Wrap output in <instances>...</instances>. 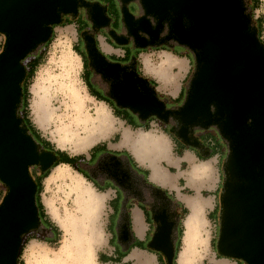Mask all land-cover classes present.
Instances as JSON below:
<instances>
[{
	"label": "clouds",
	"instance_id": "obj_1",
	"mask_svg": "<svg viewBox=\"0 0 264 264\" xmlns=\"http://www.w3.org/2000/svg\"><path fill=\"white\" fill-rule=\"evenodd\" d=\"M95 3L97 0H89V4ZM134 3L138 9L135 20L146 18L155 30L160 23L158 18L147 13L143 0H134ZM243 6L247 16V6L244 3ZM78 10L91 25L87 31L99 46L101 33H109L110 26L97 30L89 10L85 7ZM57 14L60 19L68 15L60 9H57ZM170 16L174 18L175 14L170 13ZM183 23L185 29L191 27L187 16ZM42 27L51 31L50 38L36 42L18 61L26 73L33 71L30 65L39 60L28 89V118L41 138L52 144L56 151L67 154L70 159H80L76 166L56 161L45 170L41 203L51 227L41 223L22 232L19 240L23 252L19 259L23 264H112L113 260H117L118 264H160L158 252L137 246V242L142 243L149 238L150 232L155 236L158 231L159 224L156 221L148 224L147 217L143 234L137 235L132 229V241L127 247L121 245L122 255H117V249L112 244V225L116 215L113 202L118 199L116 192L119 190L126 193L131 206L123 209L121 215L126 212L130 217L133 212L145 209L153 217L161 211L167 214L172 224L169 239L176 249L172 264H205V261L212 264V258H216L211 244L214 225L209 220L208 210L201 209L197 201L214 198L215 189L210 193L204 186L209 179L217 187L222 182L225 185L228 176L224 167L231 154V142L222 137L223 154L202 158L198 150L191 146L179 149L177 139L185 125L174 115L164 121L153 114L142 121L136 113L139 120L137 126L122 121L110 104L92 95L88 88L84 79L83 58L75 52L80 42L79 26L76 23H45ZM170 33L171 21L165 20L159 40L165 41ZM118 34L127 38L129 45L135 49V38L126 24L121 25ZM139 35L145 40L151 39L143 31ZM4 40H8V36L0 32V41ZM103 41L111 52L105 53L100 47L102 55L107 57L125 52L123 47H114L113 43H109L107 37H103ZM68 43H71L76 57L71 61L66 60L61 52V45ZM177 49L181 50L180 55H177ZM5 51L0 49V57ZM137 51L134 70L138 77L152 85L158 100L165 105V111L178 112L179 106L171 101L185 88H191L197 70L196 66L193 67L196 52L175 38ZM106 60L112 63L110 59ZM121 66L133 70L130 65ZM92 80L105 96L110 95L112 81H105L96 70L92 71ZM209 110L215 115L216 105H210ZM24 113L23 103L19 102L14 110L16 119L22 121ZM247 124L251 126L253 120L249 118ZM19 127L27 137L31 136L23 123ZM209 130L221 136L218 125L213 124ZM202 131L199 125L189 127V133L193 135ZM99 144H124L118 151L123 153L120 157L122 169L130 178L131 186L126 190L119 189L107 173L93 175L89 171L92 167L91 150ZM37 154H43L42 147H37ZM39 166L30 164L28 173ZM0 190L8 197L12 189L0 180ZM158 191L164 196H158ZM184 198L192 201L191 207ZM0 205L3 208L4 201H0ZM102 256L107 260H102ZM215 264L222 262L217 258ZM230 264L247 262L241 259Z\"/></svg>",
	"mask_w": 264,
	"mask_h": 264
},
{
	"label": "water",
	"instance_id": "obj_2",
	"mask_svg": "<svg viewBox=\"0 0 264 264\" xmlns=\"http://www.w3.org/2000/svg\"><path fill=\"white\" fill-rule=\"evenodd\" d=\"M119 2L121 21L135 38V49L175 38L196 52L193 67L197 70L191 88H185L178 112L165 111L146 81L121 66L134 68V56L128 64L109 63L96 47V39L87 34L83 41L91 66L105 81H112L110 98L117 108L131 109L128 111L136 117L139 113L142 121L153 114L164 121L170 115L181 120L185 127L178 140L187 146H198L189 133L190 126L199 125L203 130L213 124L219 126L220 139L231 142V154L225 167L224 161L221 166L228 179L225 185L221 183L219 193L215 251L227 259L264 264V44L253 26L251 9L246 0H143L147 13L160 21L153 30L146 18L135 20L138 9L135 6L134 13L129 8L134 0ZM242 2L247 6V16ZM79 7L89 10L96 29L109 25L106 8L98 1L0 0V32L8 36L3 45L5 54L0 57V180L12 189L2 200L4 207L0 205V264H18L20 234L42 223L36 204L37 185L28 166L40 164L45 172L57 161L51 153L37 154L40 144L21 131L23 121L14 115L16 105L23 101L20 84L25 72L18 61L36 42L50 38L51 31L42 25L60 23L57 9L76 16ZM185 16L191 23L188 29L183 23ZM165 20L171 21V33L160 41ZM141 31L151 39H143ZM110 35L117 45L127 43V39L120 42L121 37ZM212 104L217 107L215 115L209 110ZM249 118L253 120L251 126L247 124ZM118 164L115 160L116 167ZM118 170L107 174L121 188L129 177ZM167 231L161 219L153 244L172 264L175 249L166 238Z\"/></svg>",
	"mask_w": 264,
	"mask_h": 264
},
{
	"label": "crops",
	"instance_id": "obj_3",
	"mask_svg": "<svg viewBox=\"0 0 264 264\" xmlns=\"http://www.w3.org/2000/svg\"><path fill=\"white\" fill-rule=\"evenodd\" d=\"M97 1L101 2L105 6L104 3L109 2L110 0H97ZM75 23H77V22H75ZM102 41H103V38H102ZM102 41L99 40V48L102 47L104 49L105 53L111 52V49H109L106 45H104V43H102ZM125 49L126 48H124V50ZM111 56H115L116 58H118V57L122 58L124 55L120 54V52H117L115 55H111ZM183 91L180 92V94L178 95V97L176 99L179 100V98L182 97ZM123 121H127L128 124H130L132 126L138 125L137 122L129 121L127 118H125V120H123ZM191 137L196 139L198 142V146L192 147V148L198 150V152L202 156V158L209 157V156L216 154V153H220L221 155L223 154L224 148H223V144L221 142L220 137L217 136L215 133L211 132L210 130H203L201 133L195 134V135L191 134ZM177 145H178L179 149H183L185 146H187L185 143H183L179 140H177ZM122 147H124V146H120L119 144H111V145H107V146L104 144H99L98 150L94 151V153L91 156L92 159H91L90 163H91L92 167H90L89 169L96 170L99 173L100 172L110 173L116 169L117 170L119 169L118 171L121 170L120 172L127 174V172L123 171L122 165H121V160H120V157L123 155V153L118 151V149H120ZM109 149H113V151L110 152ZM101 157H103V158L101 159ZM115 160H117L119 162L117 167L115 165ZM76 165H77V162L75 163V166ZM86 173H85V175H86ZM129 180H130V178H128V180L126 182L121 184V187H125V190L131 186L129 183ZM204 186L207 187V190L210 193L213 192V190L215 189L214 198H209L208 200H200V201H197V203H198L200 208L208 210V212L210 213L209 220L214 221V219L216 217V212H217L218 187L215 185V183L211 179H209L207 181L206 185H204ZM108 187H112V185H109ZM119 189H121V188H119ZM122 189H124V188H122ZM196 191L199 192L200 189L197 188ZM116 195L118 196V199L113 202V208L116 210V215L113 216V225H112L113 240H112V244L114 245V247H116L118 256L122 255V251H121L120 246L123 245V246L127 247V245L132 241V234H131L132 229H135L137 235L143 234V229H144L146 217H147L148 224H153L154 221H156L159 224V222L162 219L164 222L165 228L169 231V234H170V229L172 228V224L170 223L169 218L164 211L157 213L155 215V217H153L152 214L147 211V209H145L143 212L135 211L132 213V215L130 217L127 215L126 212L123 215H121V211L123 209L129 208L131 206L128 204V201L126 199V193L118 190L116 192ZM157 195L161 196V197L164 196V194L159 192V191L157 192ZM3 196H4V192L2 190H0V201L2 200ZM184 199L189 204V207H191L192 201L189 200L188 198H184ZM42 206L44 208L43 204H42ZM126 226H127V228H126ZM153 237L154 236L150 232L149 238L142 243L137 242V246L140 248L146 247V248L155 250L156 252L159 253L160 264H168L167 259H166V255L162 251L155 249V246L153 244ZM166 238L170 242L169 236ZM102 260H107V258L102 256ZM215 260H216V258H212L213 264H215ZM219 260L222 262V264H230V262H231V260H228V259H219ZM112 264H118V261L113 260Z\"/></svg>",
	"mask_w": 264,
	"mask_h": 264
},
{
	"label": "trees",
	"instance_id": "obj_4",
	"mask_svg": "<svg viewBox=\"0 0 264 264\" xmlns=\"http://www.w3.org/2000/svg\"><path fill=\"white\" fill-rule=\"evenodd\" d=\"M250 2V9H251V15H252V18H253V26L256 28L257 32H258V37L260 39V41L264 44V39H263V36H264V13H261L257 16H255V11L259 10L260 9V0H249ZM81 25H83V22H80ZM79 24V23H78ZM81 55V54H80ZM136 57V55L134 56ZM83 58V57H82ZM112 59H127V55L120 58H116L115 56H111ZM38 61H34L30 67L33 71H30V72H26L25 75H24V79L22 81V92H23V106H24V109H25V113H24V117H23V123L25 125V128L26 130L30 131L31 132V135L35 138V140L40 144L42 143V145L44 147H46L51 153H56V154H59V156H62L60 160H58V162H65V163H68V164H72L73 166H75V163L78 162V160L80 159L79 157H77L76 159H70L69 156L65 153H62V152H58L54 149V147L48 143L47 141H43L40 137V134L39 132L33 127L30 119L28 118V104H27V97H28V87L26 86V81L29 80V78L33 75V72L35 71L36 67H37V63ZM83 63L85 65V61L83 59ZM86 66V65H85ZM86 71V69H85ZM186 93V90L183 91V94H182V97L174 101H171L172 103H179L181 104L183 98H184V95ZM94 95V94H92ZM116 115L118 117L121 118V120H125V116L124 115H121L120 113H117L115 112ZM178 140V139H177ZM99 148V145H97L96 147L92 148L91 150V156L92 154L94 153V151L98 150ZM30 175L32 177V179L34 180V182L36 183L37 185V192H36V204H37V207H38V211H39V217L41 219V222L45 225V227H51V225L49 224L48 222V218L46 217L45 213H44V208L40 202V198H39V195L41 193V183L42 181L44 180V176L46 175V171L45 172H42L40 167L39 168H34L31 172H30ZM220 190H221V187H220ZM220 193V192H219ZM5 197V194L3 196V198ZM2 198V200H3ZM218 199H219V194H218ZM1 200V201H2ZM219 203V202H218ZM219 206V205H218ZM176 250V249H175ZM22 249L20 248V251H19V255H18V264L19 263V257L22 255ZM216 258H225L221 255H219L217 253V257ZM229 260H233V261H236L234 259H229Z\"/></svg>",
	"mask_w": 264,
	"mask_h": 264
},
{
	"label": "flooded vegetation",
	"instance_id": "obj_5",
	"mask_svg": "<svg viewBox=\"0 0 264 264\" xmlns=\"http://www.w3.org/2000/svg\"><path fill=\"white\" fill-rule=\"evenodd\" d=\"M86 1L89 2V0H86ZM104 4H105V6L103 4L102 5L106 8V13L110 17V19H111L110 20V23H109V26L111 28V31L109 33H102V34H104V37H107L108 38L109 43H113V45H116L117 47L127 48L126 51L129 52V53H127V59H112L111 56H107V59H110L112 62H119L121 64H128L130 62V59H131V56H132L130 54V50H131L130 48H131V46L129 45L128 40H127V43L124 42L125 39H127V38L122 37V36H120L118 34L119 31H120V29H121V25L123 24L122 21H121V17H120V7H121L120 2H119V0H110L109 2H105ZM134 7H135V4H130L129 5L130 11L136 13ZM79 8H81V7H79ZM74 18H75L74 19L75 21H77V20L78 21L79 20H83L84 23L86 22V25L84 23H83V25H81L80 23L77 24L79 26V30H80V42H81V46H82V50L80 51V54H81V57H83V59L85 61V65H86L85 67H86L87 74H90L91 73V75H92V71L94 69L91 66V59L89 57V53H88V50H87V46H86V44L83 41L84 36L87 35V34H89L87 30L89 29V27H91V25L89 24L88 20L85 19V16H84L83 13H81L79 16H78V13H77V15L74 16ZM81 27H83V28H81ZM97 30H99V29H97ZM113 32L117 36L121 37L118 40L120 42H124L123 45H117L116 44V42L113 40V38L110 35V33H112V35H115ZM95 44H96V47L99 50L100 48L98 46L97 40H96V43ZM132 69H133L132 71H135L134 70L135 67L132 68ZM91 75H90L89 79L86 80L88 82V88L91 91V93L94 94V96H96L97 98H99L101 100H105L108 104H110L113 107V109L115 110V112L120 113L121 115H124L125 118H127L129 121H133V122H137L138 123L139 120H138V118L135 115H133L132 113H130L126 109H120V108H117L115 106L114 102L110 98L111 93H110V95L105 96L103 94V92L100 91L97 86H95V84L92 81ZM146 87H152V85L151 84L148 85V82L146 81ZM173 104L179 105V103L178 104L177 103H173ZM40 147H42V149H43L44 152L51 153L46 147H44L42 145V143H40ZM51 155L55 156L57 158V161L60 160L61 157H62V156H59V154H56V153H51ZM102 158L103 157H101V159ZM122 188H124V190H125V187H121V189Z\"/></svg>",
	"mask_w": 264,
	"mask_h": 264
},
{
	"label": "rangeland",
	"instance_id": "obj_6",
	"mask_svg": "<svg viewBox=\"0 0 264 264\" xmlns=\"http://www.w3.org/2000/svg\"><path fill=\"white\" fill-rule=\"evenodd\" d=\"M246 3H247V6L250 8V2H249V0H246ZM260 9L259 10H257V11H255V16H257V15H259V14H261V13H263L262 12V9H263V1L262 0H260ZM81 13H80V11L78 10V16L80 15ZM113 15V14H112ZM75 18H74V16H70V15H67L65 18H62L61 20H60V23H62V24H72V23H75V22H77V23H80V22H83L84 23V21L83 20H77V21H75L74 20ZM76 23V24H77ZM81 24V23H80ZM85 25H86V22L84 23ZM81 28H83V27H81ZM80 31V30H79ZM101 37L103 38L104 37V34H102L101 33ZM102 38L100 39L101 41H102ZM263 39H264V36H263ZM4 43H5V40L4 41H0V49H3V45H4ZM102 43H103V41H102ZM114 47H117L116 45H113ZM127 49V48H126ZM126 49H125V52L124 53H120V54H122V55H127V53H129L128 51H126ZM131 50H130V54L132 55V56H135V55H138L139 53H138V51H137V49H134L133 47H131L130 48ZM82 50V46H81V42H79V44L78 45H76V47H75V52H78L79 54H80V51ZM67 53H66V52ZM177 51V55H180L181 54V50L180 49H177L176 50ZM61 52H62V56L66 59V60H69V61H71V59L72 60H74V59H76V57H75V53L73 52V50H72V45H71V43H68V44H66V45H61ZM81 56V55H80ZM131 56V57H132ZM70 57V58H69ZM189 59H191V57H189ZM35 61H38L37 63L39 64V60H35ZM34 62V61H33ZM38 64H37V66H38ZM193 65H194V61H193ZM37 68V67H36ZM85 69H86V67H85V65H84V79L85 80H87V79H89V77H90V75H91V73L90 74H87V72L85 71ZM36 70V69H35ZM24 75H25V73H24ZM91 77H92V75H91ZM31 79H32V76L29 78V80H27L26 81V86L28 87V89H29V86H30V83H31ZM93 81V80H92ZM185 83H187V81L185 82ZM28 101H29V92H28V97H27V104H28ZM172 103V102H171ZM178 104V103H177ZM180 105V104H179ZM113 108V107H112ZM41 137V136H40ZM42 139V138H41ZM43 141H45L44 139H42ZM52 145V144H51ZM53 146V145H52ZM54 147V146H53ZM55 149V148H54ZM222 162H223V160L221 161V166H222ZM89 171L93 174V175H95V174H97V173H99L98 171H96V170H92V169H89ZM88 173H86V175H87ZM128 174V173H127ZM129 176V175H128ZM221 179H222V177H221ZM220 187H221V184H220V186L218 187V194H219V192H220ZM41 188H42V190H41V192L42 191H44V185H43V181H42V183H41ZM39 198H40V201H41V193H40V195H39ZM46 203V202H45ZM44 205V204H43ZM219 203H218V198H217V212H216V217H215V219H214V221H211L212 222V224L214 225V231H213V239H212V241H211V244H212V248L214 249V251H215V241H216V238H217V233H218V215H219ZM44 213H45V210H44ZM47 217V216H46ZM23 252V251H22ZM215 253H216V251H215ZM205 254H206V252H205ZM216 257H217V253H216ZM101 259H102V257H101ZM217 259V258H216ZM218 259H227V258H218ZM229 260V259H228ZM231 261H233V260H231ZM237 262L239 261V260H236ZM19 263L20 264H23V261H21L20 259H19ZM205 264H208V261H205ZM213 264V263H212Z\"/></svg>",
	"mask_w": 264,
	"mask_h": 264
},
{
	"label": "bare ground",
	"instance_id": "obj_7",
	"mask_svg": "<svg viewBox=\"0 0 264 264\" xmlns=\"http://www.w3.org/2000/svg\"><path fill=\"white\" fill-rule=\"evenodd\" d=\"M263 1V9H262V12L264 13V0ZM66 52V51H65ZM67 53V52H66ZM70 58V57H69ZM72 60V59H71ZM120 146H124V144H119ZM202 209V208H201Z\"/></svg>",
	"mask_w": 264,
	"mask_h": 264
}]
</instances>
